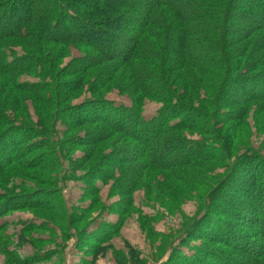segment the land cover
<instances>
[{
  "label": "trees",
  "instance_id": "obj_1",
  "mask_svg": "<svg viewBox=\"0 0 264 264\" xmlns=\"http://www.w3.org/2000/svg\"><path fill=\"white\" fill-rule=\"evenodd\" d=\"M240 1L0 0V76L14 78L15 74L27 71L44 80H56L64 74L63 68H59L68 57L69 46L83 54L72 60L74 68L70 72L78 75L80 86L105 76L99 84L90 86L102 95L119 89L118 79L114 78L122 75L126 86L121 87L138 97L131 108H114L101 99L96 105L84 107L81 115L113 119L118 125L98 122H103L108 131L137 144L132 159L141 167L148 165L164 172L173 168L174 173L193 168L197 161H209L211 169H224L223 178L214 175L213 181H217L218 187L207 199L215 205L216 191L234 198L238 206L236 220L252 229L250 232L257 239L253 247L258 251H240L245 264H264V226H261L264 224V203L261 202L264 158L261 151L242 146L243 138L237 136L247 124L246 117L252 109L256 119L259 118L255 125L264 133V0H244L245 8L238 6ZM242 19L245 27L234 29L235 23ZM10 21L15 22L11 27ZM100 35L108 36L102 46L96 41ZM122 36L126 42L118 51L110 39ZM14 48L28 55H17ZM47 85L30 88L40 106L36 109L43 115L38 124L40 129L45 123H52L50 117L56 111L52 112L55 105L45 95H59ZM227 85L237 88L241 99L227 93ZM55 86L64 90L60 93L64 103L76 97L78 88L74 85L59 82ZM145 100L162 105L149 120L141 117ZM230 101L238 107L225 110ZM66 107L63 103L56 105L58 109ZM68 116L71 127L81 128L95 121ZM16 128L0 115V130L3 129L0 158L16 155L19 144L17 139L14 141L16 136H11L14 138L11 142L6 140ZM127 129L132 132L127 133ZM137 130L141 138L137 137ZM28 134H31L28 139L40 135ZM193 135L200 139H191ZM46 144L40 141L29 144L27 153L45 148ZM97 158L93 152L91 156L84 155L80 162L93 164ZM10 162L13 160L5 161ZM112 175L113 172L106 178ZM93 190L97 188L93 186ZM11 208L1 211L0 216ZM209 211V219L219 215L215 208ZM216 226L217 232L218 229L221 232L217 236H229L228 229ZM236 239L240 244L244 241L241 235ZM19 242L27 241L20 236ZM126 247L130 259L136 260L135 250ZM109 249L108 246L93 247L89 264H96ZM37 257L11 259L15 264H32L39 261Z\"/></svg>",
  "mask_w": 264,
  "mask_h": 264
},
{
  "label": "rangeland",
  "instance_id": "obj_2",
  "mask_svg": "<svg viewBox=\"0 0 264 264\" xmlns=\"http://www.w3.org/2000/svg\"><path fill=\"white\" fill-rule=\"evenodd\" d=\"M238 6L245 8L244 0ZM10 23V27L15 24ZM235 24L236 30L246 25L243 19ZM107 38L100 35L96 41L102 46ZM110 41L119 51L126 39L122 36ZM14 53L28 55L20 48ZM66 53L68 57L59 68H63L64 74L56 80H44L27 71L15 74L14 78L0 76V115L17 127L5 139L11 142L14 139L11 136L19 137L14 141L17 139V153L20 152L0 158V212L12 207L0 216V226H4L0 229V264H15L12 257L23 259L34 255L39 261L32 264H89L95 246L110 248L96 264H245L240 251H258L253 247L257 239L250 232L252 229L236 220L237 202L228 193L219 191L215 192L218 197L215 205L207 199L218 187L214 175L223 178L224 169H211L209 161H197L193 168L174 173L173 168L164 172L148 165L141 167L132 159L137 144L108 131L104 125H118L113 119L81 115L84 107L96 105L101 99L114 108H131L138 97L121 87L126 82L119 74L114 80L118 79L121 89L117 87L102 95L90 88L102 81L101 75L96 84L90 80L80 86L78 75L70 72L74 68L72 60L83 54L70 46ZM59 82L78 88L69 103H64L60 96L64 90L55 86ZM18 83L24 86L18 88ZM43 84L51 85L59 95H45L55 105L52 112L56 111L50 117L52 123H45L40 129L38 124L43 115L36 109L40 106L30 88ZM225 90L236 95L234 99L242 97L233 85H227ZM62 103L67 106L65 109L56 108ZM161 107L157 102L145 100L141 117L149 120ZM237 107L230 101L224 109ZM68 115L76 120L95 121L81 128L71 127ZM258 119L252 109L237 136L243 138L242 146L261 151L264 158V133L255 125ZM31 132L40 135L28 139ZM139 132L137 137L141 138ZM191 139L200 137L193 135ZM36 141L47 144L27 153V146ZM93 152L98 157L95 163L83 165L80 161L84 155L91 156ZM10 160L13 162L5 163ZM111 172L114 176L106 178ZM261 202L264 203V195ZM213 208L219 215L209 219V210ZM216 225L228 229L229 236H217L221 232L219 229L217 232ZM239 235L244 240L241 244L236 239ZM20 236L27 242L20 244ZM126 246L135 250L136 260L130 259Z\"/></svg>",
  "mask_w": 264,
  "mask_h": 264
}]
</instances>
